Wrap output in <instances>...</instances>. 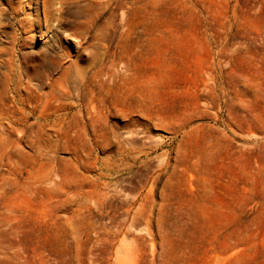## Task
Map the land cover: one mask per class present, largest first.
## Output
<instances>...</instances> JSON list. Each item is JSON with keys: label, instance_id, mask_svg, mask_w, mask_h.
I'll return each instance as SVG.
<instances>
[{"label": "rangeland", "instance_id": "rangeland-1", "mask_svg": "<svg viewBox=\"0 0 264 264\" xmlns=\"http://www.w3.org/2000/svg\"><path fill=\"white\" fill-rule=\"evenodd\" d=\"M0 264H264V0H0Z\"/></svg>", "mask_w": 264, "mask_h": 264}, {"label": "bare ground", "instance_id": "bare-ground-1", "mask_svg": "<svg viewBox=\"0 0 264 264\" xmlns=\"http://www.w3.org/2000/svg\"><path fill=\"white\" fill-rule=\"evenodd\" d=\"M115 14H116V8L115 7H112L111 8V15L115 18ZM113 26V25H112ZM112 61L113 62H115V59L112 57ZM111 61V62H112ZM111 64V63H110ZM113 64V63H112ZM115 64V63H114ZM113 65H111V67H112ZM115 76V75H114ZM117 91V90H116ZM109 94V93H108ZM108 94H106V95H108ZM127 107V106H126Z\"/></svg>", "mask_w": 264, "mask_h": 264}]
</instances>
